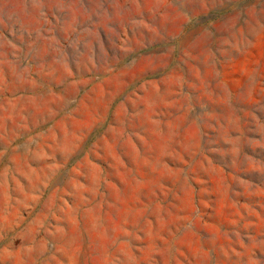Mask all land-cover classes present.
I'll return each mask as SVG.
<instances>
[{"label": "rangeland", "instance_id": "1", "mask_svg": "<svg viewBox=\"0 0 264 264\" xmlns=\"http://www.w3.org/2000/svg\"><path fill=\"white\" fill-rule=\"evenodd\" d=\"M0 264H264V0H0Z\"/></svg>", "mask_w": 264, "mask_h": 264}]
</instances>
